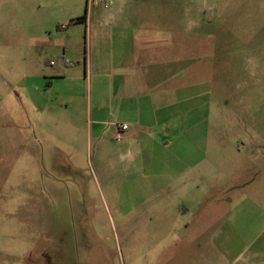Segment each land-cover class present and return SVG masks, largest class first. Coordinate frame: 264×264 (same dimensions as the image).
<instances>
[{
    "label": "rangeland",
    "instance_id": "374dc122",
    "mask_svg": "<svg viewBox=\"0 0 264 264\" xmlns=\"http://www.w3.org/2000/svg\"><path fill=\"white\" fill-rule=\"evenodd\" d=\"M159 1L185 8V0L148 7ZM86 7L87 0H0V264H159L177 252L178 239L204 230L260 239L250 246L264 253V0H193V21H183L193 24V66L181 68L176 114L182 192L174 193L176 181L149 200L132 192L154 184L143 165L131 156L113 161L121 143L109 131L104 142L90 137L87 108L69 128L55 97L63 82L47 86L64 64L63 48L83 60L85 25L69 23ZM62 24L80 39L52 47ZM158 154L164 164L149 173L172 172L173 154ZM133 177L143 179L129 185ZM180 204L188 210L178 213ZM217 208L230 227L189 226Z\"/></svg>",
    "mask_w": 264,
    "mask_h": 264
},
{
    "label": "crops",
    "instance_id": "0c3cea01",
    "mask_svg": "<svg viewBox=\"0 0 264 264\" xmlns=\"http://www.w3.org/2000/svg\"><path fill=\"white\" fill-rule=\"evenodd\" d=\"M149 1L117 0L111 8L95 7L88 13L86 22L79 23L85 25L82 62L70 48H63L58 55L64 64L51 72L49 78L53 81L47 83L52 89L57 81L64 84L63 88L59 85L55 97L69 111L66 121L69 128L77 123L73 116L82 115L86 108L94 116L90 121V137L98 143L104 142L108 131L114 140V124L130 125L113 161L120 162L131 156L143 165L145 180L150 181L152 177L154 184L148 182L132 192L148 200L171 191L176 181L178 188L174 193L182 192V175L176 170L181 164L179 152L175 155L179 140L176 114L180 113L181 104V68L193 66V24H183V21H193V0H185V8L171 6L169 9L168 3L160 1L153 2L155 6L150 8ZM79 39L72 29L66 36L58 32L50 36L51 44H58L52 47H64L66 41L75 44ZM69 53L78 65L66 58ZM52 64L57 65L54 61ZM88 82L89 88L84 87L82 91L81 84ZM108 115L114 119L107 121ZM166 152L173 154L169 161L172 172L149 173L155 162L164 164L163 156L158 153ZM139 179L143 177H133L128 184ZM118 190L122 191V187ZM184 190L186 195L193 196L192 189ZM218 208L195 216L189 226L194 227L200 220L199 227L204 229L230 227L227 212ZM187 210L186 205L180 204L177 212ZM202 233L178 239L177 252L161 258L159 264H264V253L250 246L260 239L247 240L228 234L208 237L204 235L205 230ZM240 244H245L246 249L239 250Z\"/></svg>",
    "mask_w": 264,
    "mask_h": 264
},
{
    "label": "built area",
    "instance_id": "2783aa9c",
    "mask_svg": "<svg viewBox=\"0 0 264 264\" xmlns=\"http://www.w3.org/2000/svg\"><path fill=\"white\" fill-rule=\"evenodd\" d=\"M116 0H88V13H91L95 7L103 6L105 8H111L115 5ZM88 16V15H87ZM68 29L67 24H62L58 27L57 32H61ZM116 133L114 135V140L117 143H122L127 137V133L130 130V125L127 123H116L114 124Z\"/></svg>",
    "mask_w": 264,
    "mask_h": 264
},
{
    "label": "trees",
    "instance_id": "16d2710c",
    "mask_svg": "<svg viewBox=\"0 0 264 264\" xmlns=\"http://www.w3.org/2000/svg\"><path fill=\"white\" fill-rule=\"evenodd\" d=\"M87 15H88V0H87V7L85 14L82 17H79L77 19L71 20L69 24H79V23H85L87 20Z\"/></svg>",
    "mask_w": 264,
    "mask_h": 264
}]
</instances>
